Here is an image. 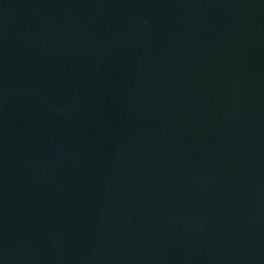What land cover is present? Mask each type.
<instances>
[{"label":"water","instance_id":"1","mask_svg":"<svg viewBox=\"0 0 264 264\" xmlns=\"http://www.w3.org/2000/svg\"><path fill=\"white\" fill-rule=\"evenodd\" d=\"M0 264H264V0H0Z\"/></svg>","mask_w":264,"mask_h":264}]
</instances>
